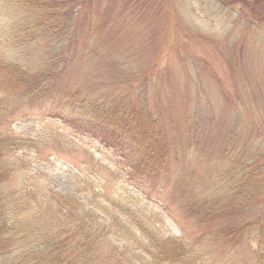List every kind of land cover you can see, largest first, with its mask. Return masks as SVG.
Returning <instances> with one entry per match:
<instances>
[{"label":"rangeland","instance_id":"obj_1","mask_svg":"<svg viewBox=\"0 0 264 264\" xmlns=\"http://www.w3.org/2000/svg\"><path fill=\"white\" fill-rule=\"evenodd\" d=\"M79 15L78 26L87 35L78 56L52 77L46 91L33 97L21 88L5 95L0 75V165L7 168L0 172L1 195L9 182L25 189L24 172L37 177L39 190L77 198L86 196L79 173L102 172L116 187L124 182L111 172H129L130 181L144 182L147 176L140 172L148 171L141 156L107 147L89 133L99 115L95 104L139 114L147 128L159 127L170 162L162 172L175 175L147 181L154 202L170 207L174 216L163 212L162 231L197 248L207 261L248 264L247 247L264 250V239H258L264 235V189L231 192L213 180L223 178L218 173L230 164L239 171L246 166L264 171V0H91ZM5 43L0 33V61L40 68V43L27 45L31 55L8 47L11 40ZM69 108L73 116L81 113L86 129L60 118L71 116ZM101 123L95 124L98 133L107 125ZM25 133L34 144L5 151L10 135ZM197 184L202 197L210 193L223 209L203 228L198 223L204 220L184 207L183 189ZM226 228L237 234L227 239L232 242L220 236L213 241ZM110 235L123 240L116 243L120 251H127L128 241V250H136L135 234L113 227ZM9 261L0 252V264Z\"/></svg>","mask_w":264,"mask_h":264},{"label":"trees","instance_id":"obj_2","mask_svg":"<svg viewBox=\"0 0 264 264\" xmlns=\"http://www.w3.org/2000/svg\"><path fill=\"white\" fill-rule=\"evenodd\" d=\"M3 1L0 8L3 10L0 14L3 42L6 39L7 44L11 40L8 47H23L21 52L26 55L29 53L25 50L27 45L38 42L42 51L38 58L39 69L24 67L18 61H0L1 85L5 88V95L7 91L11 93L14 89L23 88L30 96L38 97L40 92L46 91L52 77L64 71L78 56L79 44L87 33L78 26L77 19L80 9L91 0ZM33 75H37L39 80L32 82ZM13 104L10 102L9 106ZM98 105L95 104L94 112L99 115L91 123L107 125L98 133L95 124H92L89 133L107 147L141 156L148 172L140 173L146 175L147 179L136 183L130 181L129 172H111L124 182V186L116 187L114 180L103 176L102 172L79 173L83 184L81 190L86 196L77 198L75 195L50 191L46 187L39 190L41 184L37 183V177L24 172L25 189L13 188L9 182L11 187L8 193L3 196L0 193L1 254L8 256L10 264H190L192 261L217 264L214 259L212 263L202 258L197 248L186 245L182 239L166 235L159 226L167 218L163 212H168V217L172 219L174 216L170 207L154 202V194L147 181L175 176L173 172H162L170 162L159 127L153 125L147 128L139 114L118 112L116 108L107 111ZM69 109L71 116L60 113V118L66 120L70 117L86 129L81 113L73 116L74 110ZM2 110L6 109L3 107ZM98 118H101L100 122ZM33 139L30 133L10 135L7 146L4 145L5 151L11 152L18 146L26 150L30 144H34ZM236 167L239 166L230 164L226 171L218 173L225 176L215 178L213 183L221 188L227 187L231 192L263 191L264 171L248 166L239 171ZM5 170L7 168L0 165V172ZM12 177L10 181L15 179ZM31 179L33 184H30ZM229 180L232 182L228 183ZM203 193L198 184L183 189V195L187 198L185 209L204 220L198 223L200 228L205 227L207 220L222 209L213 204L210 193L202 197ZM238 195L241 200V193ZM228 197L224 198L227 208L230 207ZM31 199L35 205L31 204ZM113 227L127 234H135L131 241L136 245V250H128V241L127 251H120L116 243L123 244V240L110 235ZM237 231L240 232L239 229ZM232 234H235L232 228L223 229L215 233L213 241L220 236L230 244L232 240L227 239ZM258 239L259 243H263L264 235L261 234ZM246 250L248 264H264V250L259 245L256 248L249 246ZM101 252H108L107 256H101Z\"/></svg>","mask_w":264,"mask_h":264}]
</instances>
